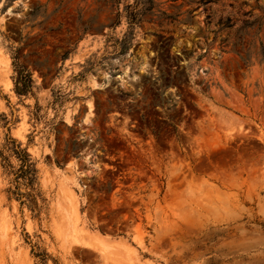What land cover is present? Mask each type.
Segmentation results:
<instances>
[{
	"label": "rangeland",
	"instance_id": "1",
	"mask_svg": "<svg viewBox=\"0 0 264 264\" xmlns=\"http://www.w3.org/2000/svg\"><path fill=\"white\" fill-rule=\"evenodd\" d=\"M9 136L0 264H264V0H0Z\"/></svg>",
	"mask_w": 264,
	"mask_h": 264
},
{
	"label": "trees",
	"instance_id": "2",
	"mask_svg": "<svg viewBox=\"0 0 264 264\" xmlns=\"http://www.w3.org/2000/svg\"><path fill=\"white\" fill-rule=\"evenodd\" d=\"M32 86V80L29 74H22L19 70L17 79L15 80L14 90L18 95L27 94ZM10 143L6 145L8 154L0 151L1 165L5 173L9 176L12 183V193L19 199L25 197L28 206L33 211L36 204V196H39L37 189V169L35 162L32 160L31 154L26 148L21 146V142L15 138L9 136ZM11 156H14L17 160L15 165L11 160ZM24 185L27 187L26 192H21L20 187ZM21 201V204L25 203ZM36 256L44 257L47 255L45 252H36Z\"/></svg>",
	"mask_w": 264,
	"mask_h": 264
},
{
	"label": "bare ground",
	"instance_id": "3",
	"mask_svg": "<svg viewBox=\"0 0 264 264\" xmlns=\"http://www.w3.org/2000/svg\"><path fill=\"white\" fill-rule=\"evenodd\" d=\"M91 112V111H90Z\"/></svg>",
	"mask_w": 264,
	"mask_h": 264
}]
</instances>
